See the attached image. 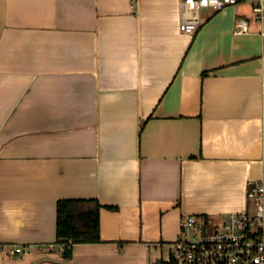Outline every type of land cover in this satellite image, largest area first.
I'll use <instances>...</instances> for the list:
<instances>
[{
  "label": "crops",
  "instance_id": "1",
  "mask_svg": "<svg viewBox=\"0 0 264 264\" xmlns=\"http://www.w3.org/2000/svg\"><path fill=\"white\" fill-rule=\"evenodd\" d=\"M254 3L202 8L188 35L181 0H0V264H159L183 216L246 208L264 156ZM62 199L100 203L101 242L65 255Z\"/></svg>",
  "mask_w": 264,
  "mask_h": 264
},
{
  "label": "built area",
  "instance_id": "2",
  "mask_svg": "<svg viewBox=\"0 0 264 264\" xmlns=\"http://www.w3.org/2000/svg\"><path fill=\"white\" fill-rule=\"evenodd\" d=\"M246 0H181L179 29L193 35L201 24L200 10H221ZM253 13L258 21L264 22V0H255ZM237 27L247 30L246 21L239 19ZM264 95V77L262 81ZM264 134V113H263ZM260 179L247 184V205L241 212L232 213L210 233L194 235L197 225L195 215L183 216L179 236L170 243V253L159 264H264V156ZM254 203L250 212L249 202ZM206 229V227H201ZM66 245L60 244L65 250ZM20 248L13 253L21 252Z\"/></svg>",
  "mask_w": 264,
  "mask_h": 264
},
{
  "label": "trees",
  "instance_id": "3",
  "mask_svg": "<svg viewBox=\"0 0 264 264\" xmlns=\"http://www.w3.org/2000/svg\"><path fill=\"white\" fill-rule=\"evenodd\" d=\"M94 199H62L57 204V243L65 244V255L80 243L101 242L100 212Z\"/></svg>",
  "mask_w": 264,
  "mask_h": 264
},
{
  "label": "rangeland",
  "instance_id": "4",
  "mask_svg": "<svg viewBox=\"0 0 264 264\" xmlns=\"http://www.w3.org/2000/svg\"><path fill=\"white\" fill-rule=\"evenodd\" d=\"M249 209H250V212H252L254 209V203L252 200H250V202H249ZM213 230H214V227H209L206 229H203L200 227V228L195 229L193 234L194 235H200V234H204V233H210Z\"/></svg>",
  "mask_w": 264,
  "mask_h": 264
}]
</instances>
